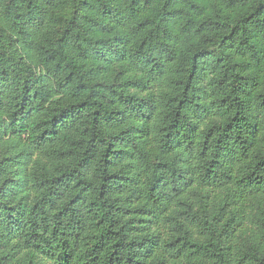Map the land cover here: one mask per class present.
I'll use <instances>...</instances> for the list:
<instances>
[{
	"label": "trees",
	"instance_id": "16d2710c",
	"mask_svg": "<svg viewBox=\"0 0 264 264\" xmlns=\"http://www.w3.org/2000/svg\"><path fill=\"white\" fill-rule=\"evenodd\" d=\"M0 264H264V0H0Z\"/></svg>",
	"mask_w": 264,
	"mask_h": 264
}]
</instances>
